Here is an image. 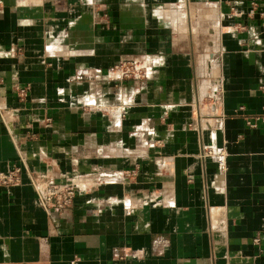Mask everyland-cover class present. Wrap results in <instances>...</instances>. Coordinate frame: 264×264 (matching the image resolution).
<instances>
[{
  "label": "crops",
  "instance_id": "crops-1",
  "mask_svg": "<svg viewBox=\"0 0 264 264\" xmlns=\"http://www.w3.org/2000/svg\"><path fill=\"white\" fill-rule=\"evenodd\" d=\"M126 58L148 75L114 78ZM16 167L0 264H264V0H0ZM42 175L97 183L48 212Z\"/></svg>",
  "mask_w": 264,
  "mask_h": 264
},
{
  "label": "built area",
  "instance_id": "built-area-1",
  "mask_svg": "<svg viewBox=\"0 0 264 264\" xmlns=\"http://www.w3.org/2000/svg\"><path fill=\"white\" fill-rule=\"evenodd\" d=\"M146 62L138 58L123 59L111 67L110 74L120 80L142 79L149 73ZM18 96L22 100L27 94V87H17ZM204 154V153H203ZM205 154L214 155L221 170L226 168L227 152L224 148L217 150L208 149ZM20 168L16 167L8 171L0 172V186H9L19 182ZM30 182L37 191L38 200L48 212L61 213L73 202L74 197L81 190H86L97 182H56L54 179L42 176H31ZM93 184V185H92ZM258 239L256 238V241Z\"/></svg>",
  "mask_w": 264,
  "mask_h": 264
},
{
  "label": "rangeland",
  "instance_id": "rangeland-1",
  "mask_svg": "<svg viewBox=\"0 0 264 264\" xmlns=\"http://www.w3.org/2000/svg\"><path fill=\"white\" fill-rule=\"evenodd\" d=\"M205 54H206V52H205Z\"/></svg>",
  "mask_w": 264,
  "mask_h": 264
}]
</instances>
